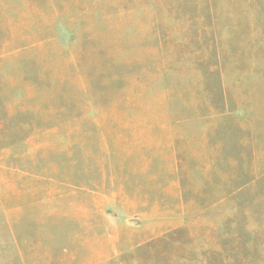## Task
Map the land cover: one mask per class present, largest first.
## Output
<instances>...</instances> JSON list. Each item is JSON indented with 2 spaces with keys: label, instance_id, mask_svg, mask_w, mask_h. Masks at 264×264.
<instances>
[{
  "label": "rangeland",
  "instance_id": "1",
  "mask_svg": "<svg viewBox=\"0 0 264 264\" xmlns=\"http://www.w3.org/2000/svg\"><path fill=\"white\" fill-rule=\"evenodd\" d=\"M0 264H264V0H0Z\"/></svg>",
  "mask_w": 264,
  "mask_h": 264
},
{
  "label": "trees",
  "instance_id": "2",
  "mask_svg": "<svg viewBox=\"0 0 264 264\" xmlns=\"http://www.w3.org/2000/svg\"><path fill=\"white\" fill-rule=\"evenodd\" d=\"M210 15H211V14H210ZM209 26L212 27V24L209 25ZM209 26L203 27V28L201 29V31H200V34H202V32H203L205 29H209V30H210V27H209ZM216 61H217V63L219 64V60H216ZM199 62H201V61L199 60ZM209 71L214 72V71H215V66L210 67V70H209Z\"/></svg>",
  "mask_w": 264,
  "mask_h": 264
}]
</instances>
